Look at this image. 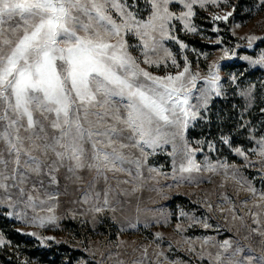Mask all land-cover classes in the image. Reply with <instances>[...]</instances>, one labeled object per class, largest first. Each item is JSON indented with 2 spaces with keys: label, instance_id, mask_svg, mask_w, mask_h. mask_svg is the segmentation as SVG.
I'll use <instances>...</instances> for the list:
<instances>
[{
  "label": "rangeland",
  "instance_id": "rangeland-1",
  "mask_svg": "<svg viewBox=\"0 0 264 264\" xmlns=\"http://www.w3.org/2000/svg\"><path fill=\"white\" fill-rule=\"evenodd\" d=\"M258 86L264 0H0V223L73 264H264V133L203 129Z\"/></svg>",
  "mask_w": 264,
  "mask_h": 264
},
{
  "label": "trees",
  "instance_id": "trees-1",
  "mask_svg": "<svg viewBox=\"0 0 264 264\" xmlns=\"http://www.w3.org/2000/svg\"><path fill=\"white\" fill-rule=\"evenodd\" d=\"M148 5V4H147ZM258 70L248 73L252 78L256 77ZM234 102L237 107L233 110V104L229 100H225L222 97L213 99L207 110V122L203 125L205 132H210L212 127L217 128V133H222L224 137L233 139L235 138L234 132L236 126L234 125L233 117L235 113H241L243 117H246L250 122L249 126H252L256 129L257 133L262 135L264 133V88L259 86L255 91V100L253 106L244 114L245 103L243 98L240 97L237 92L234 95ZM243 112V113H242ZM202 120H199L197 124L201 123ZM261 123V124H260ZM242 131L248 132V127H242ZM198 128L196 125L188 129V136L190 138L197 137ZM0 228L6 234L8 240L14 246L18 245L21 248L20 256H17L16 253H11L12 258L6 260V257H3V261L7 264H27L24 259V256L27 260L36 259L39 262H47L49 264H61L59 262V257L63 255L66 251L71 253L69 255L70 262L67 264H73L79 256L86 255L81 248H72L64 244H60L57 247H52L49 249L42 248L38 246L37 241L30 237L27 234H22L14 227L5 228L3 224L0 223ZM64 264V263H63Z\"/></svg>",
  "mask_w": 264,
  "mask_h": 264
}]
</instances>
